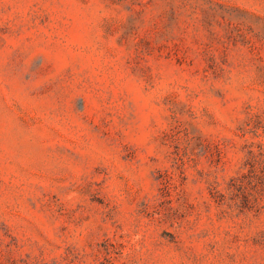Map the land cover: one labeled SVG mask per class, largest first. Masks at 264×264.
<instances>
[{"label": "rangeland", "instance_id": "374dc122", "mask_svg": "<svg viewBox=\"0 0 264 264\" xmlns=\"http://www.w3.org/2000/svg\"><path fill=\"white\" fill-rule=\"evenodd\" d=\"M0 264H264V0H0Z\"/></svg>", "mask_w": 264, "mask_h": 264}]
</instances>
